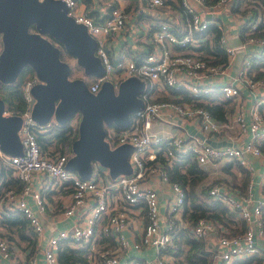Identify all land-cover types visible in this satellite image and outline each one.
Returning <instances> with one entry per match:
<instances>
[{"label":"built area","instance_id":"built-area-1","mask_svg":"<svg viewBox=\"0 0 264 264\" xmlns=\"http://www.w3.org/2000/svg\"><path fill=\"white\" fill-rule=\"evenodd\" d=\"M61 1L66 15L82 24L95 41L93 53L102 74L88 78L87 90L95 93L103 81H108L115 91L119 82L129 76L144 84L138 94L141 107L128 115L126 125L103 127L109 148L130 145V172L110 178L107 170L100 172L94 163L88 178L67 170L64 166L72 154L70 146L77 136L79 114L74 112L66 121L62 151L50 155L40 150L36 133L59 125L52 116L42 124L30 116L34 101L30 88L39 82L38 78L32 73L21 83L25 103L22 111L6 109L0 83L2 114L19 116L17 133L21 145L20 155L9 156L0 150V158L20 183L18 190L6 189L0 196V213L16 209L31 231L28 243L17 244L1 234L0 228V264H178L166 252L175 233L186 227L182 219L184 191L168 179L165 169L177 160L173 150L189 151L201 169L233 160L249 172L244 194L228 185L213 184L207 190L210 196L234 209L245 228L240 234L228 236L209 219L198 218L190 231L193 238L208 245L205 264H235L253 255H258L259 264H264V179L260 181L263 192L254 196L250 177L255 170L250 159L264 162V151L259 147L262 142L264 147V108L260 109L264 104V77H254L250 70L253 59L264 64V38L252 35L264 14L259 10L252 13L249 0H175L178 12L172 5L174 0H144L145 7L156 9L154 16L137 19L118 1L113 7L108 1L95 7L99 13L94 18L86 14L80 0ZM131 19V36L135 40L142 37L146 48L139 53L129 48L109 53L105 42L125 31ZM223 19L230 24L225 25ZM210 26L218 32L217 45L225 56L222 62L209 63L198 56V48L209 38ZM232 35L236 43L231 42ZM237 53L244 54L233 67ZM259 69L264 71V65ZM178 89L191 101L175 100L182 97L175 92ZM242 91L251 95L247 119L239 99ZM213 92L233 101V111L223 121L196 104L200 96ZM159 96L165 99H157ZM154 123L178 128L179 133L153 129ZM206 139L223 143L213 145ZM161 142L169 145L161 153L166 162L159 159ZM153 178L169 189L163 209ZM47 192H54L55 205L47 202ZM50 207L58 208L69 222L45 234V213ZM107 236L114 243L111 249L99 245V240ZM64 246L85 247L83 261L59 260L58 253Z\"/></svg>","mask_w":264,"mask_h":264},{"label":"water","instance_id":"water-1","mask_svg":"<svg viewBox=\"0 0 264 264\" xmlns=\"http://www.w3.org/2000/svg\"><path fill=\"white\" fill-rule=\"evenodd\" d=\"M65 11L61 0H0V83L13 82L20 68L28 65L39 80L30 88L34 99L30 116L35 122L42 124L52 116L62 125L74 112L79 114L77 136L70 146L72 154L64 166L67 170L88 178L93 163H98L107 169L110 178L127 174L130 145L109 148L103 127L126 125L128 115L141 107L138 94L144 84L129 76L119 82L115 91L108 81H103L91 93L81 78H68L69 65L60 59L56 43L74 58L85 76H100L102 66L93 53L94 39ZM3 108L0 98V150L5 155H20V118L3 115ZM188 129L192 131L191 126Z\"/></svg>","mask_w":264,"mask_h":264},{"label":"trees","instance_id":"trees-1","mask_svg":"<svg viewBox=\"0 0 264 264\" xmlns=\"http://www.w3.org/2000/svg\"><path fill=\"white\" fill-rule=\"evenodd\" d=\"M80 1L84 4L86 14L94 18H97L99 13L95 7L98 4L103 5L108 2L107 0ZM109 1V7L117 5L116 1ZM123 1L124 9L134 13L135 18L143 19L152 17L147 15L143 10V8H145L144 0ZM248 2L253 6L251 8L252 13L259 10L264 14V0H249ZM172 5L178 12V5L175 0L172 1ZM31 28L32 27H30V30ZM208 32L209 38L198 48V50H200L198 56L206 59L209 63L224 61V53L217 45V30L213 26H210ZM252 35H254V37L264 38V20L258 24ZM56 45L58 47L60 59L65 60V55L67 54L61 45L57 43ZM262 65L264 64L257 59L252 60L250 70L253 72L254 77H264V71L259 69ZM69 68V73H71L72 66L69 65ZM32 73V69L28 65H24L18 71L13 82L1 84V92L4 95L5 106L8 111H22L25 108V103L21 95V83L26 77L32 75ZM87 77L90 78V76ZM175 92H180V94H182L181 98L175 100L179 102L191 101V97L182 90L178 89ZM160 98L165 99V97H158L157 99ZM204 99L206 101H204ZM196 104L204 107L219 121L225 120V117L233 110V101L221 99L216 93L200 96V101H196ZM66 130L67 126L65 123L45 132L36 133V141L40 150L50 155L61 152L62 146L66 142ZM48 144H50V147H48ZM262 144L263 142L259 147L264 151ZM160 147L159 159L162 162H166L161 153L162 150L168 148L169 145L165 142H161ZM173 155L177 156V160L173 161L170 166H166L165 169L168 179L176 182L184 191L182 219L186 221V227L175 233L172 239V246H168L166 252L170 253L174 261L178 264H205L207 255L209 254L207 251L208 245L206 246L203 240L193 238L190 231L191 226L198 218L203 217L209 219L214 225L220 226L223 232H226L228 236L240 234L245 228L244 221L237 215L235 210L229 209L222 200L210 196L207 190L213 184L228 185L231 188L237 189L239 194H244L245 186L249 180V172L236 161L230 160L218 164L219 172L222 173V175L217 174L215 176H208L206 171L195 164L189 151L179 153L173 150ZM19 187L20 183L12 175L11 168L0 158V196L6 189H13L16 191ZM0 228L2 230L1 234L6 235L17 244L21 242L28 243L30 241L31 231L29 230L27 221L16 209H3L1 211ZM99 242L101 243L99 245L103 246V248L111 249L114 247L113 241H111L108 236L102 237ZM84 250L85 247L74 248L64 246L61 252L58 253V259L61 261H83L82 255ZM259 261L260 257L258 255H253L247 259L237 260L235 264H259Z\"/></svg>","mask_w":264,"mask_h":264},{"label":"crops","instance_id":"crops-1","mask_svg":"<svg viewBox=\"0 0 264 264\" xmlns=\"http://www.w3.org/2000/svg\"><path fill=\"white\" fill-rule=\"evenodd\" d=\"M107 1H109V0H107ZM113 1H118V3L120 5L124 4L123 0H113ZM101 5L102 4H98L97 8L102 7ZM132 16H134V15L132 14ZM131 22H132V19H131V21H128L126 23L125 31L117 34L116 36H114L112 38H109L108 42H105L106 48H108L109 53L116 54L118 51H120L121 49H125V48H129V50H132L135 53H139L140 51H142L146 48V46H147L146 42L142 39V37L135 40V37L131 36V34H130L132 32ZM231 33H232V31L230 32V34ZM230 40H231V42L236 43V37L235 36L232 35L230 37ZM243 54L244 53H242V56H243ZM242 56H241V53H237L236 55H234L233 60H232L233 67L238 65V63L240 62V58H242ZM81 71H82V69H81ZM229 71H230V73H233L231 70H229ZM72 77L74 78V76H71V78ZM250 97H251V95L247 91H242L239 94L240 103H242L241 110L243 113V117L245 119H247L249 117L248 111L251 109L250 103L248 101L250 99ZM204 101H206V100L204 99ZM263 108H264V104L262 105V107L260 109H263ZM228 118H229V116H228ZM158 126L159 125L157 123H154L152 125L153 129L159 130L160 128ZM244 136L245 135L241 136L240 138L242 139ZM48 147H50V144H48ZM250 160L252 162L251 165L254 166V168H255V170H253L251 173L252 175L250 174L251 175L250 176L251 182H252L251 192L255 196L259 192H263V189L261 187L262 184L260 181L262 178V170H264V162L260 164L259 161L255 160L253 158H251ZM97 170L102 172V171H105L107 169L102 167V168H98ZM202 170L206 171L208 176H215L219 172L218 165H206L205 168ZM213 173L215 175H213ZM153 186L155 187V192H156V195L159 199L160 208L163 209V207L165 205V199L169 194V189H168L166 184H163L161 181H159L155 178H153ZM52 195H54V192H47L45 194L46 200L51 205H55V201L52 199ZM45 214H46L45 215L46 216V222L44 225V233L45 234H48L52 228L65 226L69 222V218H65V219L62 218V216L60 215V211L56 207L55 208L50 207ZM49 222H52V224H49ZM263 249H264V247H263Z\"/></svg>","mask_w":264,"mask_h":264},{"label":"rangeland","instance_id":"rangeland-1","mask_svg":"<svg viewBox=\"0 0 264 264\" xmlns=\"http://www.w3.org/2000/svg\"><path fill=\"white\" fill-rule=\"evenodd\" d=\"M143 10H144V12L147 15H150V16H154L155 13H156V9H154V8H147V7H145V8H143ZM223 23L225 25L230 24L229 22H227L226 19H223ZM65 60L69 63V65L72 66V71H71V73L68 74V78H71V76H74V75L78 74L77 70L80 69V68H78V66L75 64L74 58L71 57V56H69V55H65ZM215 93L217 95H219L218 92H213V94H215ZM158 127L161 128L163 131H165L167 134H171V133L177 134V133H179V129L178 128L169 126V125L164 124V123L159 124ZM95 166L97 168H102V166L99 165L98 163H95ZM213 175H215V174L213 173ZM218 175H222V173L218 172ZM262 177L264 179V171H262Z\"/></svg>","mask_w":264,"mask_h":264},{"label":"flooded vegetation","instance_id":"flooded-vegetation-1","mask_svg":"<svg viewBox=\"0 0 264 264\" xmlns=\"http://www.w3.org/2000/svg\"><path fill=\"white\" fill-rule=\"evenodd\" d=\"M64 61H65V60H64ZM77 72H78V74L74 75V78H81V79L85 82V84H86V81L88 80V77L85 76V75L82 73L81 69H78ZM72 78H73V77H72Z\"/></svg>","mask_w":264,"mask_h":264}]
</instances>
